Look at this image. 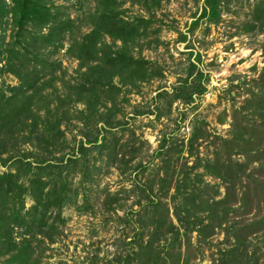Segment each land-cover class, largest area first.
Returning <instances> with one entry per match:
<instances>
[{
	"label": "trees",
	"instance_id": "16d2710c",
	"mask_svg": "<svg viewBox=\"0 0 264 264\" xmlns=\"http://www.w3.org/2000/svg\"><path fill=\"white\" fill-rule=\"evenodd\" d=\"M162 1L94 0V8L84 9L77 0L74 6L80 15L73 18L55 0H0V74L17 79V85L3 83L0 89V167L7 169L0 171V257L7 258L5 264H38L37 247L61 235L65 209L78 194L71 177L79 175L78 183L94 181L95 164L89 169L92 152L110 166H127L135 159L134 147L121 144L111 129L124 128L117 117L121 105L128 104L126 95L162 77L155 63L135 55L136 50L151 48L153 42L146 40L156 23L153 12ZM127 2L140 6L148 17L128 16L123 9ZM227 2L205 0L201 17L218 23ZM246 29L264 32V0L254 5ZM159 32L155 29V37ZM155 42L159 43L156 38ZM64 48L77 62L72 76L52 59ZM191 76L193 71L171 94H159L166 112L157 107V119L162 111L170 114L175 101L188 105L206 92L200 83L203 75L188 84ZM253 83L245 90L243 105L232 107L230 137L217 136L212 142L211 159L177 171L178 159L167 150L162 172L151 178L148 192L140 188V210L135 212L140 230L128 244L124 264H190L198 257L191 251L192 235L206 240L219 230L234 246L223 252L222 264H264V67ZM144 114L154 112L137 113ZM80 125L84 140L70 149L66 133ZM209 137L206 129L195 127L188 147ZM165 141L160 151L167 147ZM188 154L194 156L193 151ZM199 167L204 171L196 173ZM206 177L220 183L211 184ZM155 187L159 195L152 196ZM106 197L110 202L103 204L113 210L119 198ZM166 198L171 199L179 226Z\"/></svg>",
	"mask_w": 264,
	"mask_h": 264
},
{
	"label": "rangeland",
	"instance_id": "374dc122",
	"mask_svg": "<svg viewBox=\"0 0 264 264\" xmlns=\"http://www.w3.org/2000/svg\"><path fill=\"white\" fill-rule=\"evenodd\" d=\"M80 1L84 9L94 8V0ZM257 1L228 0L227 7L222 6L220 21L216 24L201 17L205 0L161 2L160 8L153 12L156 23L151 29L150 39L146 40L153 42L151 48L145 47L138 52L136 50L135 55L155 63L162 72V77L143 83L126 95L128 104L121 105V113L117 117L125 124L124 128L111 129L117 134L121 144L134 147L135 159L127 166H110L105 157L100 158L95 152L89 155V169L91 170L92 164L97 168V171L91 170L94 181L84 179L83 183H78L79 175L71 177L74 188H78L77 198L65 209L66 223L60 226L61 235L56 237L54 243L44 240L46 243L37 247L38 264H124V258L130 249L128 244L136 231L140 230L135 213L140 210L137 205L140 188L148 192L151 178L157 172H162L159 169L167 150L170 148L174 159H178L175 162L177 171L179 169L185 172L195 163L212 158V142L217 136L230 137L232 107L234 105L239 108L243 105L247 98L246 88L254 86L253 80L258 79L264 67V32L246 29V25L252 20ZM55 2L65 6L73 18L80 15L75 7L77 0ZM123 9L128 10L130 17H148L138 5L131 6L127 2ZM195 22L198 25L193 29ZM155 29L160 30L156 37L153 33ZM182 35H186L185 41L181 40ZM155 38L159 43L155 42ZM65 52L66 48L60 50L52 59L60 61L63 69L72 76L77 62ZM191 71L193 76L188 78V84H192L193 79L201 73L203 77L200 83L205 86L206 92L202 96L195 95L193 102L188 105L183 101H175L170 114L164 115L165 101L158 97L159 94L163 91L171 94L174 89L184 86V80ZM3 83L5 86H15L17 79L10 74H0V89ZM157 107L165 111H162L163 115L159 119L156 118ZM78 108L82 109V106L79 105ZM148 110L154 114L137 115L138 112ZM195 127L206 129L210 137L194 144L190 149L188 142ZM80 128L81 125L79 128L70 127L66 133L70 149L83 139ZM88 133L93 135L94 131L88 130ZM104 135L110 138V133ZM164 139L168 145L164 151H160ZM189 150L193 151V157L188 158ZM180 151L183 152L179 153ZM184 163L186 167L183 166ZM5 170L6 167H0V171ZM203 171L199 167L195 172ZM205 180L211 184L220 183L211 177H206ZM173 192L174 190L170 191V196ZM220 192L222 198L223 187ZM108 194L119 198V203L112 204L113 210L110 211L103 204L110 202L106 197ZM156 195H159L157 187L152 196ZM163 201L169 204L172 220L179 226L173 215L171 199ZM31 204L32 201L27 200V206ZM192 236L191 251L198 257L192 258L190 264H222L223 252L234 248L233 244L226 241L223 230L206 240H199L197 233ZM260 239L259 237L257 242ZM230 241L233 243L232 239ZM118 257L122 259L120 263L117 262ZM5 259L7 258L0 257V264H5Z\"/></svg>",
	"mask_w": 264,
	"mask_h": 264
}]
</instances>
